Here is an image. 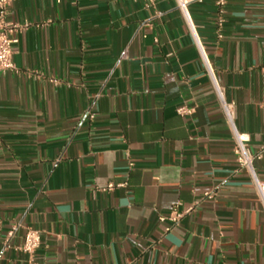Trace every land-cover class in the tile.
I'll list each match as a JSON object with an SVG mask.
<instances>
[{"label": "crops", "instance_id": "0c3cea01", "mask_svg": "<svg viewBox=\"0 0 264 264\" xmlns=\"http://www.w3.org/2000/svg\"><path fill=\"white\" fill-rule=\"evenodd\" d=\"M184 1L11 0L0 264H264V208L214 88L258 151L264 0H228L222 15L215 0ZM256 165L264 179V157ZM196 202L167 232L159 218ZM29 228L41 233L31 255Z\"/></svg>", "mask_w": 264, "mask_h": 264}, {"label": "built area", "instance_id": "2783aa9c", "mask_svg": "<svg viewBox=\"0 0 264 264\" xmlns=\"http://www.w3.org/2000/svg\"><path fill=\"white\" fill-rule=\"evenodd\" d=\"M216 5L219 9L220 15L224 13V8L227 4L228 0H215ZM11 0H0V75L4 74L9 71L15 70V65L13 62V55L15 52V47L19 43L18 33L20 32V26L15 23L7 22L6 15L8 11V6ZM180 6L182 10H185L186 2L184 0H179ZM219 31H218V38H222V26L223 20L220 18L219 22ZM190 29L192 34L194 35L197 43V47L200 50L202 58L205 62L206 67L208 70L209 68V61L208 58L198 40V37L195 32L194 26L190 22ZM211 71V70H210ZM214 88L217 94L218 103L221 108V112L225 121L227 122L229 128L232 132L233 137V152L236 157V162L238 167L245 171L253 186L256 189L258 199L264 208V179L261 177L256 163L261 161L264 157V140L259 147V150L256 152H252L250 149V141L251 136L246 132H242L238 129L236 122H235V104L230 102L226 99L225 89L220 86L216 81H214ZM178 114L182 116H188L193 114V109L189 108L188 106H181L177 109ZM93 117V116H92ZM115 186L114 184L108 185V190L113 189ZM204 196L206 198H212V193H205ZM198 202L195 203L194 207L188 208L186 210L180 211L177 208L174 209L170 215L168 216H161L159 218L160 222H169L171 225L166 229V231H170L172 227L177 226L181 219L188 213L192 212L197 206ZM15 227L11 229L9 232V236H12L15 231ZM41 246V233L34 229H27L23 243L20 246V250L26 254H34L39 247Z\"/></svg>", "mask_w": 264, "mask_h": 264}]
</instances>
